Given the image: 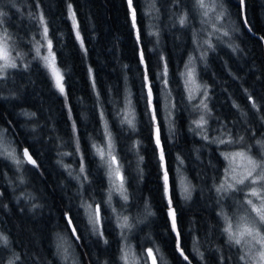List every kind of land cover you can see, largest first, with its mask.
<instances>
[{"label": "trees", "instance_id": "trees-1", "mask_svg": "<svg viewBox=\"0 0 264 264\" xmlns=\"http://www.w3.org/2000/svg\"><path fill=\"white\" fill-rule=\"evenodd\" d=\"M68 2L9 0L0 5V11L5 8L9 12L0 20L11 36L13 55L22 53L16 59L18 67L9 69L0 81V129L6 130L4 142L15 148L17 155L22 156L27 148L36 161L35 165L25 162L18 170L11 160L0 156V232L10 241L8 248L0 247V260L7 264L13 253H19L18 264H123L122 230L112 212L114 201L111 206L104 203L108 179L92 149L93 141L104 143L103 111L129 195L127 204H115L135 226L128 241L131 252H136V264H151L146 252L149 248L157 256V264H161V257L163 264H243L239 260L242 250L227 243L224 222L218 215L227 204L233 205L234 195L221 200L215 187L226 168L221 153L243 148L257 157L264 151V145L257 143L264 141V0H244L243 6L240 0H217L229 36L217 39L214 49L204 46L208 54L198 60L199 78L208 86V135L222 139L230 136L234 141L223 145L203 140L189 130L197 112L187 99L181 73L196 48L194 33L201 41L195 0H156L158 12L151 15V0H133L139 44L127 0H70L84 49L68 18ZM41 13L53 41L56 63L65 73L67 100L55 90L41 62L33 59L34 42L41 38L42 28L37 22ZM184 14L188 24L181 26L178 17ZM150 31L159 33L158 42L156 36L148 35ZM141 50L144 64L140 63ZM25 64L30 66L25 69ZM165 64L167 89L158 78ZM145 68L152 84L181 247L188 261L176 250V235L167 216L153 125L146 115V89L142 87ZM128 96L136 114L135 133L121 126L117 116ZM169 108L171 133L166 118ZM25 111L35 115L24 116ZM73 122L80 154H75ZM136 141L140 142L138 154L132 148ZM65 152L73 155L61 157ZM81 154L88 175L83 197L89 202L94 199L101 207L103 238L92 233L80 207V184L63 166L70 165L77 173ZM178 155L183 160L180 172L193 186L187 200L179 190ZM145 205L153 215L145 216ZM65 213L72 219L71 226Z\"/></svg>", "mask_w": 264, "mask_h": 264}, {"label": "snow or ice", "instance_id": "snow-or-ice-1", "mask_svg": "<svg viewBox=\"0 0 264 264\" xmlns=\"http://www.w3.org/2000/svg\"><path fill=\"white\" fill-rule=\"evenodd\" d=\"M156 0H151L148 8V14L151 15L152 12H158V9L155 6ZM217 4V0H195V7L199 9L203 16L207 17L209 12L214 11ZM244 0H240V5L243 6ZM128 9L130 12V18L132 21L133 29H136V40L137 43H140V32L137 28L136 23V9L133 6V0H127ZM67 13L68 18L71 20L72 28L75 32V38L80 42L81 49H84L83 39L81 38L79 27L76 19V13L73 9L72 3H67ZM5 13L0 11V17L4 16ZM175 15V14H174ZM223 12L216 16V20L219 21L222 19ZM37 22L42 28V32L40 33V39L36 40L33 45V50L35 55L33 57L34 60H38L41 62L42 67L48 72L49 78L52 82L55 90L67 100V94L65 90V73L57 66L55 52L53 51V41L49 38V28L47 25V21L45 20L44 15L41 13L37 18ZM178 22L181 26H186L188 24L187 14L180 15L178 17ZM3 21L0 20V24ZM213 28L216 33L220 35L217 36V39H222V37H228L229 32L224 30L223 27L216 28L213 25ZM149 36H156L157 42L159 33L150 31L148 33ZM264 40V37H261ZM194 43L196 45V49L200 51V60H204L207 56L208 52L204 49V46H207V49H214V45L211 40L199 41L196 39V34L194 33ZM46 48V52L42 54V49ZM18 57H22V53L16 52L13 55V50L11 46V36L8 33L7 29L0 31V81H3L8 73L9 69H16L18 67L16 59ZM163 59V57H161ZM195 57L189 56L188 61L185 63L184 71L181 73V76L184 79V88L187 92V99L189 102H192L196 99L197 94H202L203 98L200 100V103L197 105H193V112L199 111L200 115L198 119H193L190 124L189 130L193 133L200 135L203 140H206L210 143H216L217 145L223 144H231L234 141L229 136L227 139L217 138V137H209L207 127L208 120L207 116L210 115L211 110L208 107L207 99H208V86L206 84L200 83L197 79V73L195 68ZM140 63L144 64V53L143 50L140 52ZM30 65L25 64L23 67L27 69ZM92 69L89 68V75L91 76ZM168 69L165 64L163 73L158 77L162 80L163 87L167 89L168 80H167ZM142 87L146 89V115L149 116L151 124L153 125V136L154 143L156 149L158 150V161L159 166L162 172V187H163V196L167 201V216L170 219L171 231L176 235V250L179 252L180 256L183 257L185 261H188L189 258L185 255L183 248L181 247V239H180V231L177 226V218H176V210L172 205V197L170 191L169 184V171L165 161V152L164 148L161 144V130L157 120L156 108L153 104V91L152 84L148 77L147 68H145L144 77ZM93 88H95V84L93 83ZM13 95H15L13 93ZM251 100L252 98L249 97ZM165 100H167V95L165 96ZM253 107H256L255 103L252 104ZM174 108V105L172 106ZM172 108L168 109L167 119L169 121V131L172 132ZM24 116L32 117L35 113H29L27 111L22 113ZM117 116L120 118L121 126L126 125L127 129L131 132H136L137 121L135 110L132 107V102L130 96L126 97L125 106L121 109ZM101 121L104 128V143L98 144L95 141L92 142L93 155L99 158V167L104 169L105 175L107 176L109 182V188L107 193V200L104 201L105 204L111 206L112 195L113 193H118L120 198L127 204L129 200V195L127 192V188L125 187V177L122 174V165L119 162L117 155L115 154V142L112 136V133L109 129L108 122L105 119L103 111L100 113ZM69 118L71 119V110H69ZM6 131L5 129H0V156L9 159L19 167L23 165L25 162L30 163L32 165L36 164V161L33 160L31 154L28 149L25 148L23 150L22 156L17 155V150L15 148H11L9 144H6L3 139V133ZM72 132L73 137L75 139L76 152L75 154H80V144L79 138L76 136L77 128L75 122L72 124ZM242 139V137H241ZM139 141H136L132 148L137 150L138 154V145ZM257 143L264 145V141H258ZM61 157L73 155V153H60ZM224 157L225 161H227V166L224 170V177L221 179L220 183L215 187V191L218 197L222 200L225 196L229 195L232 192L243 191L244 188H250V191L245 193L247 199L245 201L246 204L251 205L253 211L256 212L259 217L260 224L264 225V161H258L248 155L245 151L238 152H224L221 153ZM139 160L142 161L143 157L140 156ZM178 166L177 172H180V166L183 165V160L180 156H177ZM62 163V161H58ZM66 170H68L69 176L76 179L79 184L78 194L81 196V204L80 207L84 209L85 214L88 219V224L91 226L92 233L103 238V231L101 229L102 224V216H101V207L99 204L95 203L93 199L92 202L85 199L83 197L84 185L88 181L87 169L84 162V156L80 155V166L77 173H73L70 165H63ZM244 169L242 172H238L237 169ZM21 182L23 180L21 179ZM193 186L191 182L187 180V178L181 173L179 176V190L183 199L187 200L191 198ZM25 195L22 193V196ZM26 198H30L27 197ZM252 198H256L260 200L262 208H257L255 204H253ZM95 204V207L93 206ZM33 207H37V205H33ZM112 212L116 217L117 227L122 230V237L126 239V233L123 231L125 229L130 230L133 225L129 222V217L126 215H122L116 208H112ZM153 213L151 212L148 205H145V216H151ZM220 218L224 222L223 233L227 237V243L233 246H239L241 249H244L242 254L239 257V260L243 262V264H264V233H261L259 227L255 223L249 222L246 216H241L234 223L229 216L221 210L218 213ZM65 217L68 220L69 226L72 225V219L65 213ZM142 222V221H138ZM73 235L76 234V229L72 228ZM105 243L107 241L105 240ZM10 245L9 237L5 235L3 232H0V247L8 248ZM58 247H60L58 245ZM200 259L203 260V253H200L198 248L195 249ZM66 252V250H65ZM121 255L120 259L123 261V264H136L137 257L131 252L130 246H122L120 249ZM147 258L151 260V264H157V256L154 254L152 248L146 250ZM156 252H159V249H156ZM65 259H67V255H65ZM161 264H163V257L160 258ZM20 261V254L13 253V255L8 259L7 264H18ZM0 264H3V261L0 260ZM189 264L191 262L189 261Z\"/></svg>", "mask_w": 264, "mask_h": 264}, {"label": "rangeland", "instance_id": "rangeland-1", "mask_svg": "<svg viewBox=\"0 0 264 264\" xmlns=\"http://www.w3.org/2000/svg\"><path fill=\"white\" fill-rule=\"evenodd\" d=\"M9 0H0V5L2 6H5V4L8 2ZM7 16H9V12L5 10V8L2 10ZM222 11V9L218 6V3L216 4V7H215V10L214 11H211L209 12L208 16L205 17L202 15L201 11L198 9V19L201 23V26H202V33H201V42L204 41V40H211L212 44L215 46V44L217 43V36H219L220 34L219 33H216L214 28H213V25H215L216 28H221L223 27L224 30H227L229 31V28H228V25L226 24V22L224 21V14L222 16V19L217 21L216 20V16L219 15ZM4 28H3V25L0 24V31H3ZM42 32V30H41ZM206 47V45H205ZM46 52V48L43 50V53ZM191 56H194L196 59H195V68H196V73H197V79L200 83H203L200 78H199V75H198V60H199V56H200V51L197 50L195 48L194 51H191L190 53ZM189 55V56H190ZM188 61V59L186 60V62ZM185 62V63H186ZM58 66V65H57ZM184 68H185V64L183 66V69H182V72L184 71ZM182 83H183V86H184V79L182 77ZM204 84V83H203ZM185 89V88H184ZM186 95L187 92H186ZM203 98L202 94H197L196 96V99L194 101H192V104L193 105H197L200 103V100ZM197 114L195 115L194 119H198L199 118V111H196ZM6 143V142H5ZM8 144V143H6ZM11 147V146H10ZM238 151H245L248 153V155H250L251 157H253L254 159L258 160V161H264V151L263 153H261L260 156H257L255 157L252 153H249L248 151H246L245 149L243 148H240V149H234L232 151H228V152H238ZM116 154V153H115ZM226 166H227V161H226ZM244 169H237L238 172H242ZM122 171V170H121ZM123 174V173H122ZM181 172L179 173V176H180ZM183 174V173H182ZM184 175V174H183ZM179 176H178V180H179ZM185 176V175H184ZM224 177V173H223V176H222V179ZM108 188H109V182H108ZM250 191V188H244L243 191H237V192H232V194L234 195V199L232 200V204H227L225 206V209H223V212H225L229 218H231L233 220V222L235 223L239 217L241 216H246L248 221L249 222H252V223H255L257 225V227H259L261 233H264V225L260 224L259 222V217L257 216L256 212L253 211L252 209V206L251 205H248L245 203L247 197L245 195V193L249 192ZM253 200V204L256 205L257 208H262V205H261V202L260 200L256 199V198H252ZM113 207L116 208V204L115 202L117 203H120V204H123L125 203L119 196L118 193H113L112 195V201L113 202ZM231 203V202H230ZM112 204V203H111ZM95 207V206H94ZM117 209V208H116ZM119 211V210H118ZM122 215H126L127 216V213L125 211L123 212H120ZM115 221H116V217H115ZM129 222H130V218H129ZM134 229H135V226L132 228V230H128V229H125L123 230L125 233L127 231V234H126V239L123 237L124 241L123 243L124 246H130L129 244V241L128 239L132 238L133 237V234H134ZM131 248V247H130ZM147 247H144V249H146ZM240 248V247H239ZM241 249V248H240ZM147 250V249H146ZM242 252L244 251V249H241ZM134 254H136L135 250H133ZM155 254V253H154ZM150 263H151V260L149 259Z\"/></svg>", "mask_w": 264, "mask_h": 264}]
</instances>
